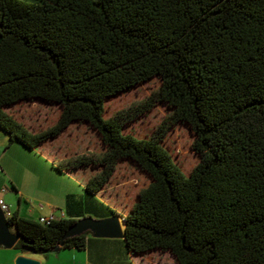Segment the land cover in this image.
<instances>
[{
	"label": "trees",
	"instance_id": "obj_1",
	"mask_svg": "<svg viewBox=\"0 0 264 264\" xmlns=\"http://www.w3.org/2000/svg\"><path fill=\"white\" fill-rule=\"evenodd\" d=\"M151 78L159 85L146 98L102 118L104 100ZM24 101L56 105V121L27 132L3 111ZM156 103L169 113L149 137L122 133ZM73 122L96 133L102 152L55 169L96 168L87 196L118 161L149 179L121 219L130 256L264 264V0H0V131L31 150ZM175 123L193 135L187 176L159 144ZM5 220L13 250L41 257L82 250L89 235L54 251L73 219Z\"/></svg>",
	"mask_w": 264,
	"mask_h": 264
},
{
	"label": "crops",
	"instance_id": "obj_2",
	"mask_svg": "<svg viewBox=\"0 0 264 264\" xmlns=\"http://www.w3.org/2000/svg\"><path fill=\"white\" fill-rule=\"evenodd\" d=\"M48 141L26 150L15 142L9 143L7 136L0 131V201L7 207L8 214L14 212L18 217L36 223L38 218L48 217L53 220L76 221L84 217L100 220L117 213L115 209L119 210V206L113 198H100L107 204L105 207L99 202L98 193L93 196L84 193L83 185L88 178L81 177L80 169L62 172L55 169V165L62 160L45 150L44 145ZM35 151L47 154L46 158L50 159L37 160L31 154ZM76 187H79V193ZM128 209L118 213L120 217L115 216L122 219ZM120 229L122 231V224ZM8 231L15 234L13 227H8ZM19 255L34 259L39 264H157L163 257L158 253L132 257L126 252L123 239L88 235L82 250L59 249L46 257L21 254L13 247H0V264H13L14 258Z\"/></svg>",
	"mask_w": 264,
	"mask_h": 264
},
{
	"label": "rangeland",
	"instance_id": "obj_3",
	"mask_svg": "<svg viewBox=\"0 0 264 264\" xmlns=\"http://www.w3.org/2000/svg\"><path fill=\"white\" fill-rule=\"evenodd\" d=\"M158 85V79L151 78L104 100L102 118L106 119L114 112L143 100ZM3 111L32 134L41 132L51 126L59 114V108L56 105L40 101L19 102L13 106L3 108ZM168 113L169 110L163 104L156 103L149 111L124 125L122 133L130 134L136 139H145L152 134L153 130ZM192 140L193 135L189 128L182 123H175L166 130L159 143L183 176H187L197 163V156L190 150ZM44 146L45 150L56 156L58 160L102 152V146L96 133L85 124L78 122L70 123L62 133L46 142ZM31 154L37 160L50 159L46 158L45 155L47 154L39 151L31 152ZM96 171V168L87 167L80 168L78 172L81 177L87 179ZM148 182V177L132 163L127 160L118 161L111 177L98 192L97 198L105 207L107 204L100 198L105 200L113 198L119 206V210L115 209L117 213L113 212V214L120 217L118 213H122L129 208L132 202L135 201L137 191L144 188ZM76 188L77 193H79V187ZM89 218L93 219L92 217ZM171 263V257L164 255L157 264Z\"/></svg>",
	"mask_w": 264,
	"mask_h": 264
},
{
	"label": "water",
	"instance_id": "obj_4",
	"mask_svg": "<svg viewBox=\"0 0 264 264\" xmlns=\"http://www.w3.org/2000/svg\"><path fill=\"white\" fill-rule=\"evenodd\" d=\"M120 224L123 225L122 220L115 215L100 220H94L89 217L78 219L65 230L58 245L53 250L56 251L61 247L64 240L84 233H89L93 238L122 239ZM17 240V235L8 231L6 220L0 212V247L11 249ZM13 264H39V262L19 255L14 258Z\"/></svg>",
	"mask_w": 264,
	"mask_h": 264
},
{
	"label": "built area",
	"instance_id": "obj_5",
	"mask_svg": "<svg viewBox=\"0 0 264 264\" xmlns=\"http://www.w3.org/2000/svg\"><path fill=\"white\" fill-rule=\"evenodd\" d=\"M0 212L2 213L3 217L6 219L8 217V210L7 207L0 201ZM53 219L51 217L48 218H38L37 222L38 224H47L48 222L52 221Z\"/></svg>",
	"mask_w": 264,
	"mask_h": 264
}]
</instances>
